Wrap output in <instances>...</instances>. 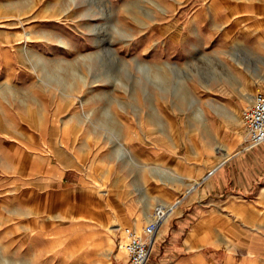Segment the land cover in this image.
<instances>
[{
    "label": "rangeland",
    "instance_id": "rangeland-1",
    "mask_svg": "<svg viewBox=\"0 0 264 264\" xmlns=\"http://www.w3.org/2000/svg\"><path fill=\"white\" fill-rule=\"evenodd\" d=\"M235 2L0 0V264H128L123 228H160L243 152L264 59ZM111 179L125 188L112 198ZM152 185L198 186L149 213ZM235 195L253 200L255 187ZM120 198L133 224L108 214ZM254 220L235 219L256 236L232 233L240 249L219 263L264 264V212ZM158 236L151 262L168 241Z\"/></svg>",
    "mask_w": 264,
    "mask_h": 264
},
{
    "label": "crops",
    "instance_id": "crops-1",
    "mask_svg": "<svg viewBox=\"0 0 264 264\" xmlns=\"http://www.w3.org/2000/svg\"><path fill=\"white\" fill-rule=\"evenodd\" d=\"M210 1L217 3L221 0ZM236 1L234 4L238 7L237 18L247 21L252 25L255 24V27L259 28L254 33L255 37L262 44L263 52L259 56L264 59V0ZM231 3L233 4V2ZM250 50L253 51V48ZM253 82L254 86L250 88L252 90L257 87L256 81ZM242 87L238 86V88ZM263 88L264 85L260 87L259 91ZM229 155L230 151L223 150L219 157L221 160H224ZM66 171L67 169L64 167L56 169V179L60 180L58 182L62 183L64 178H67ZM84 177L87 178V176ZM201 180L199 181L200 184H206L198 189L196 198H187L185 201H182L175 213L171 217L168 216L161 223L158 230V240L162 232V235H166V238L168 237V241L163 247L162 256H158L153 262H151L150 257L146 264H233L232 254L228 256L224 263H219L216 257L217 252L221 250L226 249L236 252L240 249V245L234 244L231 241V234L238 233L239 231L241 236H244L246 239L250 235L256 236V232L254 231L255 225L251 226L247 222L248 225L244 223L240 228V226L234 227V224H236L235 219L242 215L243 218H250L251 222L255 223L254 219L257 215L264 212V143L247 152L243 151L231 155L220 166L212 170L208 174V177H204ZM88 181L91 187L94 184L93 188L97 184L95 181ZM50 186L52 187L53 185L50 184ZM253 186L256 192V197L253 200H237L235 198L237 197L235 194L246 193ZM195 187L188 192L180 188L166 190L161 185H152L149 190V197L146 199L147 202H145L146 205H143V208L146 212H149L157 209L158 203L171 205L176 199L181 197L183 192L190 193ZM124 189L122 185L115 184L113 179H111L110 183L108 182V196H111V198L113 194L118 193V190L122 194ZM227 190L230 191V194L223 197L224 192ZM113 200L118 201L116 208L109 206ZM113 200H108V214H111V217L116 220L128 221L127 215L129 213L126 202L122 198ZM148 208L150 209L148 210ZM173 209L174 207L170 208V210ZM144 214L136 218H142ZM133 220H130L131 224H133ZM23 224L22 222L19 225ZM26 225L27 223L24 224V227ZM119 231L120 229H118ZM245 249L248 250V246ZM156 251L153 244L151 255ZM240 264L254 263L253 261L246 263L243 260Z\"/></svg>",
    "mask_w": 264,
    "mask_h": 264
},
{
    "label": "built area",
    "instance_id": "built-area-1",
    "mask_svg": "<svg viewBox=\"0 0 264 264\" xmlns=\"http://www.w3.org/2000/svg\"><path fill=\"white\" fill-rule=\"evenodd\" d=\"M246 129L243 151L247 152L264 143V88L257 93L250 105L241 112ZM159 227L149 225L138 235L133 229L123 228L118 247L127 257L128 264H146L150 257Z\"/></svg>",
    "mask_w": 264,
    "mask_h": 264
},
{
    "label": "bare ground",
    "instance_id": "bare-ground-1",
    "mask_svg": "<svg viewBox=\"0 0 264 264\" xmlns=\"http://www.w3.org/2000/svg\"><path fill=\"white\" fill-rule=\"evenodd\" d=\"M130 229H132V228H130ZM133 231L136 232L138 235H140L136 230L133 229ZM121 232H122V231H121ZM121 236H122V233H121ZM156 236H157V234H156ZM155 238H156V237H155ZM119 249H120V248H119ZM120 250H121V249H120Z\"/></svg>",
    "mask_w": 264,
    "mask_h": 264
}]
</instances>
